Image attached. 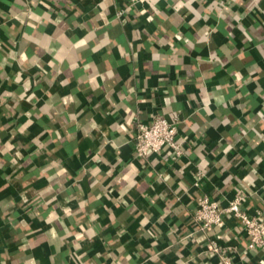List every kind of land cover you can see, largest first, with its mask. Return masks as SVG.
Segmentation results:
<instances>
[{
  "label": "crops",
  "instance_id": "0c3cea01",
  "mask_svg": "<svg viewBox=\"0 0 264 264\" xmlns=\"http://www.w3.org/2000/svg\"><path fill=\"white\" fill-rule=\"evenodd\" d=\"M122 7L0 0V264H218L193 195L264 206V0ZM156 115L179 121L177 162L134 156ZM216 231L261 264L238 222Z\"/></svg>",
  "mask_w": 264,
  "mask_h": 264
},
{
  "label": "built area",
  "instance_id": "2783aa9c",
  "mask_svg": "<svg viewBox=\"0 0 264 264\" xmlns=\"http://www.w3.org/2000/svg\"><path fill=\"white\" fill-rule=\"evenodd\" d=\"M123 7L119 14L148 0H121ZM134 156L141 160H149L154 154H163L168 162H177L185 152V137L178 128V119L170 120L164 115H156L150 121L134 119ZM127 129V124L121 125ZM205 176L203 170L195 173V186H199ZM196 208L192 215L194 227L208 234V250L219 259L218 264H237L233 261L229 250L221 244V235L216 229H224L229 220H235L242 226L247 237L248 250L264 252V206H257L252 211L248 206L249 193L239 187L235 190L227 206H222L219 200L201 192L193 195ZM264 264V259L260 261Z\"/></svg>",
  "mask_w": 264,
  "mask_h": 264
}]
</instances>
